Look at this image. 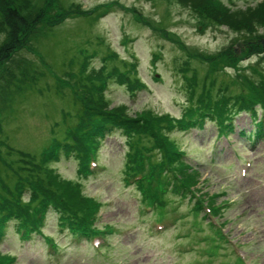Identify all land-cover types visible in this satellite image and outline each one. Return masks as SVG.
Here are the masks:
<instances>
[{"label": "rangeland", "instance_id": "374dc122", "mask_svg": "<svg viewBox=\"0 0 264 264\" xmlns=\"http://www.w3.org/2000/svg\"><path fill=\"white\" fill-rule=\"evenodd\" d=\"M220 1L227 7L228 15L218 12L223 23L212 25L199 22L197 6L204 4L201 0H67L78 3L71 7L74 17L65 18L53 27L41 40L39 49L51 72L55 70L60 76L64 58L74 57L79 64L88 62L87 71L98 70L104 64L109 70L111 65L120 66L125 61L134 74L131 77L139 82L130 87L109 75L103 88L107 103L101 102V106L120 107L129 117L143 109L180 117L187 103L184 76L196 71L202 82L206 77L215 79L235 95L241 87L252 89V79L259 77L251 66L264 70V61L257 59V54L246 53V46L236 40L242 38V33L231 28H237L232 26L236 22L251 19L252 12H260L262 9L257 5L262 0ZM105 4L111 7L100 17L90 19L81 13L83 9ZM228 7L231 11L247 12L234 15ZM225 48L234 49L235 59L228 62L231 65L211 74L207 58L217 59L213 58L217 55L226 59ZM108 49L117 54L116 60L104 62ZM90 54L93 55L89 58ZM256 62L259 68L254 65ZM79 64L74 63L72 71L77 73ZM237 67L245 75L243 78L237 79ZM41 69L46 73L42 72L40 90L30 87V91L11 101L10 109L0 111L9 145L34 156L54 136H63L67 125L74 123L79 108L72 102L65 80H60L63 85L60 94L48 67L42 65ZM260 115L257 112L252 117L242 111L234 119L233 130L224 137L215 136L216 126L208 120L202 128L171 130L168 135L186 153L184 162L199 171V182L194 186V198L188 193L182 198L181 193L169 192V207L164 210L153 207L145 211L141 190L134 182L125 180V153L129 146L121 130L100 138L98 164L91 167L92 174H81L79 162L61 153L52 162L53 168L63 178L80 181L83 192L100 201L95 225L108 223L114 227L107 235L106 245L97 249L101 240L72 241L70 233L58 225L56 211L49 209L40 233L30 238H21L16 224L8 223L0 239V258L10 256V264H232L234 255L230 246L212 241L207 219L193 209L198 207V197H205L214 207L225 203L223 215L217 219L224 221L222 229L232 247H239L249 264H264V127L262 136L254 133ZM241 131L253 133L247 136L241 135ZM3 180L8 186L14 184L12 178L4 176ZM160 216L167 218L164 221L167 227L155 225L153 219ZM171 216L177 219L171 221ZM47 238L56 244L55 250ZM208 249L215 254L209 257ZM233 264L241 262L235 260Z\"/></svg>", "mask_w": 264, "mask_h": 264}, {"label": "trees", "instance_id": "16d2710c", "mask_svg": "<svg viewBox=\"0 0 264 264\" xmlns=\"http://www.w3.org/2000/svg\"><path fill=\"white\" fill-rule=\"evenodd\" d=\"M201 2L204 4L197 6L201 24L223 23V17L218 12L228 15L224 3L220 0ZM261 2L257 7L262 10L252 12L251 19H243L236 22L237 25L232 24L237 28L231 27L229 22L225 24L244 34V37L241 34L242 38L236 40L238 43L242 41L246 46V53L257 54V59L264 61V0ZM77 4L67 3V0H0V111L5 107L10 109L13 104L11 101L30 91V87L40 90L38 84L43 73H46L41 66L46 65L51 72L39 49L41 40L59 22L74 17L71 7ZM110 7V4H105L100 8L83 9L81 13L92 19L100 17ZM192 8L196 9V6ZM228 9L231 11L229 7ZM232 11L231 14L234 15L247 12L239 9ZM228 48L224 49L227 51L226 59L217 55H213L217 59L207 58L211 74L231 65L227 64L235 57L234 49L231 51ZM189 54L187 52L188 56ZM196 55L200 57L199 53ZM116 59L117 54L110 49L103 56L104 62ZM202 60L204 62L203 58ZM74 63L79 64L74 57L64 58L61 60L63 75L55 74V70L54 73L51 72L57 92L62 94L63 85L60 80H65L64 86L70 89L72 102L79 107L74 114V123L67 125L62 137L54 136L38 156L16 150L9 145L2 127L4 116L0 115V238L9 222L16 224L24 238H30L33 233L40 232L49 209L56 211L58 225L78 242L101 238L105 230L112 231L111 225L107 223L103 226L95 225L100 201L85 194L82 183L77 179L61 177L52 165L61 153L64 156L71 155L79 162L78 170L81 174H92V164H98L99 140L110 132L121 130L126 135L129 149L125 153V180L128 182L132 179L141 190L145 206L158 207L159 210L169 207V192L186 196V193L194 191V186L199 182V171L195 166L184 162L186 153L168 135L171 130L202 128L208 120L216 126V137L228 136L233 130L235 117L243 111L252 117L260 112L261 119L257 121L254 133H261L264 117L262 69L263 72L251 66L259 77L252 79V89L241 87L235 95H231L227 87L219 85L215 79L206 77L202 82L197 72L193 71L191 76H184L187 103L180 117L148 109L129 117L120 107L106 109L101 106V102L107 103L103 88L109 75L116 76L119 83H127L130 87L139 82L131 77L134 74L129 63L121 61L120 66L111 65L109 70L104 64L98 70L87 71L86 62L79 64L81 67L77 73L72 71ZM254 65L258 67L259 64L256 62ZM236 71L237 79L245 76L238 67ZM252 133L240 132L247 136ZM1 174L14 180L12 187L4 182ZM134 177L136 178L133 179ZM198 200V207L201 201L210 202L205 197ZM209 205L214 207L211 203ZM216 234L220 238L217 230ZM6 260L10 264L12 259L10 256L2 257L0 264H5Z\"/></svg>", "mask_w": 264, "mask_h": 264}, {"label": "water", "instance_id": "95a60500", "mask_svg": "<svg viewBox=\"0 0 264 264\" xmlns=\"http://www.w3.org/2000/svg\"><path fill=\"white\" fill-rule=\"evenodd\" d=\"M263 41H264V39H263ZM264 45V44H263Z\"/></svg>", "mask_w": 264, "mask_h": 264}]
</instances>
